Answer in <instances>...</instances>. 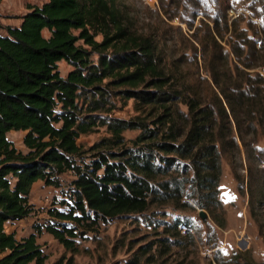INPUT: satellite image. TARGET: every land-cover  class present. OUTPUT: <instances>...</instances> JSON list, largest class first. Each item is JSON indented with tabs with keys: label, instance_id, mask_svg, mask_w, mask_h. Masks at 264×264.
Here are the masks:
<instances>
[{
	"label": "trees",
	"instance_id": "obj_1",
	"mask_svg": "<svg viewBox=\"0 0 264 264\" xmlns=\"http://www.w3.org/2000/svg\"><path fill=\"white\" fill-rule=\"evenodd\" d=\"M234 1L196 0L189 8L191 19L200 15V22H210L204 23L201 56L209 48H219L216 36L222 37L229 27L235 30L226 12ZM25 9L17 26L0 22V264H44L46 255L36 242L40 226L16 238L4 225L33 211L29 194L35 182L60 187L59 175L65 172L72 175V200L66 212L50 210L57 220L43 229L73 253L79 232L102 219L141 212L149 202L165 197L169 185L157 178L172 170L190 173L187 188L202 199L197 200L199 208L218 207V141L225 136L218 138L216 129L227 128L231 120L237 132L242 121L254 130L252 120L240 114L251 110L258 93L245 91L241 83H219L213 74L215 101L201 100L161 58L154 37L126 24L115 0H45ZM241 35L229 45L247 83L253 62L245 56L239 59L242 47L250 45ZM91 54H96L95 61ZM59 61L71 66L65 76L58 72ZM107 85L140 107H149V121L99 120L92 112L103 106ZM81 96L88 99L86 114L78 104ZM98 124L110 133L103 145L119 150L96 149L87 161L76 139ZM127 129H139L130 146L121 134ZM10 131L23 132L24 151L7 138ZM64 220L73 227L64 226ZM77 227L82 229L77 232ZM49 264L72 260L60 257Z\"/></svg>",
	"mask_w": 264,
	"mask_h": 264
},
{
	"label": "rangeland",
	"instance_id": "obj_2",
	"mask_svg": "<svg viewBox=\"0 0 264 264\" xmlns=\"http://www.w3.org/2000/svg\"><path fill=\"white\" fill-rule=\"evenodd\" d=\"M44 1L0 0V22L16 23L25 13L27 4L39 6ZM174 2L115 0V5L133 31L154 37L161 58L175 70L176 76L189 84L185 88L195 91L201 100L215 101L212 95L216 91L211 81L213 74L219 83H241L245 91L252 89L258 93L251 100V110L244 109L245 112L240 114L252 120L251 128L254 130L246 129L244 124L247 122L242 121L240 132H237L231 120L226 124L227 128L216 129L218 138L225 136L218 141L221 145L218 148V207L199 208L197 200L203 202L202 199L187 188L190 173L172 170L168 175L157 178L169 185L163 195L165 197L149 202L141 212L102 219L90 230L79 232L74 238L77 249L73 253L65 250L43 229L57 220L50 215V210H68L72 200L69 188L72 175L70 172L59 175L60 187L46 186L37 181L29 194L33 211L21 220L6 222L4 228L20 238L35 232V226H40L36 242L46 255L44 264L60 257L71 258L72 264H235V259L238 264H264V0H235L232 9L226 11L228 23L234 20L235 30L229 27L222 32V37L214 36L219 48H209L202 56L200 43L205 36L204 23L210 22H200V15L191 19L189 8H193L196 0ZM239 33L244 42L250 43L248 47L239 45L246 46L242 47L239 59L242 61L245 56L253 62L247 69V83L243 82L242 66L231 54L229 45L236 42ZM42 35L47 36L48 33L44 30ZM90 58L95 61L96 54H91ZM57 69L61 76H65L71 66L59 61ZM104 89L103 106L92 112L99 120L105 117L149 121L146 115L149 107H140L132 98H124L110 85ZM87 102L83 96L78 98L85 114ZM179 109L184 110V106L179 105ZM138 133L139 129H127L121 134L125 144L130 146ZM19 134L10 132L7 138L17 149L24 151ZM109 137L105 125L98 124L81 134L76 143L84 150L88 161L96 149L105 152L119 150L103 145ZM233 138L237 147L233 145ZM200 210L205 213L204 218L199 217ZM62 222L64 226L74 225L70 221ZM81 229L77 227L76 231Z\"/></svg>",
	"mask_w": 264,
	"mask_h": 264
},
{
	"label": "crops",
	"instance_id": "obj_3",
	"mask_svg": "<svg viewBox=\"0 0 264 264\" xmlns=\"http://www.w3.org/2000/svg\"><path fill=\"white\" fill-rule=\"evenodd\" d=\"M19 22H20V19H17V20H16V23H13V22H11V23H10V22H6V23H5V22H1V24H3V25H10V26H17V25L19 24ZM10 132H11V133H20V134H19V135H20V136H19V140H21V137H22L23 132H21V131H10ZM10 132H8V133H10ZM8 133H7V134H8ZM7 134H6V135H7ZM5 231H6V230H5Z\"/></svg>",
	"mask_w": 264,
	"mask_h": 264
},
{
	"label": "water",
	"instance_id": "obj_4",
	"mask_svg": "<svg viewBox=\"0 0 264 264\" xmlns=\"http://www.w3.org/2000/svg\"><path fill=\"white\" fill-rule=\"evenodd\" d=\"M198 215H199L200 218H204L205 217V213L202 210L199 211Z\"/></svg>",
	"mask_w": 264,
	"mask_h": 264
}]
</instances>
